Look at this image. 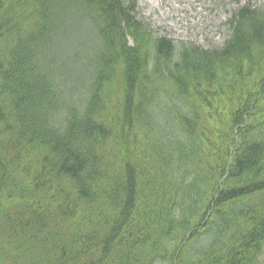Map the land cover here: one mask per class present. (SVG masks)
<instances>
[{"label":"trees","instance_id":"obj_1","mask_svg":"<svg viewBox=\"0 0 264 264\" xmlns=\"http://www.w3.org/2000/svg\"><path fill=\"white\" fill-rule=\"evenodd\" d=\"M228 26L180 49L123 0H0V264H257L264 8Z\"/></svg>","mask_w":264,"mask_h":264},{"label":"rangeland","instance_id":"obj_2","mask_svg":"<svg viewBox=\"0 0 264 264\" xmlns=\"http://www.w3.org/2000/svg\"><path fill=\"white\" fill-rule=\"evenodd\" d=\"M128 1L132 15L146 26L153 39L176 48L192 44L204 50L224 44L231 33L228 22L239 9L246 5L264 8V0ZM127 42L132 46V39ZM257 264H264V248Z\"/></svg>","mask_w":264,"mask_h":264}]
</instances>
